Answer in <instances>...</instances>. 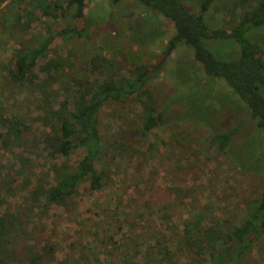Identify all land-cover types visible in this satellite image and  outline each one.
Here are the masks:
<instances>
[{
  "label": "trees",
  "instance_id": "1",
  "mask_svg": "<svg viewBox=\"0 0 264 264\" xmlns=\"http://www.w3.org/2000/svg\"><path fill=\"white\" fill-rule=\"evenodd\" d=\"M85 1L19 0L14 6L0 0V31L6 36H15L7 79L17 88L32 90L31 103L35 111L29 118L0 112V150L9 157L6 171L0 173V205L5 198L13 197L16 189L23 193L24 201L21 213L0 215V264L19 261V256L23 255L35 261L46 249V245L36 249L23 244L21 251H16L12 231L22 230L21 215L25 217L33 208H64L77 195L79 186L88 193L99 192L108 177L107 168L99 164L106 156L105 150L110 148L113 157L123 152H138L134 148L136 141L162 127L166 112L157 106L145 86L178 45L191 50L193 62L199 64L204 76L225 84L264 140V54L258 37L264 25V0H230L229 7L222 3V10L226 12L222 28L209 27L204 20L213 2L222 0H137L146 12L166 19L173 27V34L161 50V59L151 66L131 63L112 70L116 64L100 55L87 56L81 62L85 76L70 75V85L59 81L64 87H72L73 92L69 99L53 106L52 98L58 96V74L64 65L58 58L47 55L54 48V41L87 39ZM119 1L109 0L111 5ZM70 12L75 23H64L55 30L47 27L43 35L31 33L41 18L55 20ZM207 41L233 45V49L237 48L236 57L216 59L205 48ZM103 74H107L104 79L100 78ZM132 100L139 104V126L127 131L125 143L119 139H104L100 109L110 104L122 106ZM177 118L198 125L186 116ZM243 121L245 119L230 126L226 120L220 126L225 129L212 133L209 142L218 154H227L243 171L260 168L258 161L264 167V157L253 155L251 138L247 145L252 157L250 167L243 166L231 154L232 140ZM36 149L43 154L46 163L42 175H37L30 164L29 155ZM75 152H79L78 159L68 164ZM177 194L187 196V192L180 189ZM141 207L133 210L138 214L136 220L128 223L123 218L117 223L116 233L120 236L106 229L97 233L99 226H94V233L102 236L98 242L102 249L93 251L88 241L92 262L85 264H99L101 258L103 262L107 260L103 264H250L248 255L264 234V185L254 198L243 202L244 213L236 224L232 216L216 219L198 210L183 218L178 228L170 216L173 207L165 204L159 206L157 216H146L141 222ZM143 207L150 209L146 204Z\"/></svg>",
  "mask_w": 264,
  "mask_h": 264
},
{
  "label": "rangeland",
  "instance_id": "2",
  "mask_svg": "<svg viewBox=\"0 0 264 264\" xmlns=\"http://www.w3.org/2000/svg\"><path fill=\"white\" fill-rule=\"evenodd\" d=\"M7 2L15 6L19 0H5ZM222 3L229 7L230 0L213 2L204 15L209 27H223L221 21L226 19V12L222 10ZM83 13L87 39L66 43L54 41V48L47 55L58 58L64 65L58 74V96L52 98L53 106L71 96L72 87H64L70 85V75L74 78L85 76L81 62L87 56L100 55L116 64L112 70L131 63L151 66L161 59V50L173 34L169 21L146 12L137 0H120L116 5H111L109 0H86ZM70 14L55 20L41 18L31 33L43 35L47 27L55 30L64 23H72ZM258 37L264 54V25L258 31ZM14 42V35L6 36L0 31V112L29 118L35 115L32 90L17 88L7 79ZM204 46L220 60L233 59L237 54V48L233 49L234 46L226 42L207 41ZM106 75L100 78L104 79ZM59 81L66 84L60 85ZM145 87L157 106L166 112L162 127L136 141L134 148L138 152H123L119 157H113L110 148L105 150L106 156L99 164L107 168L108 177L103 180L99 192L88 193L79 186L77 195L66 207L33 208L25 217L21 215L22 230L12 231L16 251H21L23 244L36 249L46 245V249L39 253L38 260L23 255L19 256L21 260L8 264H85L92 260L88 241L93 245V251L94 248L101 250L98 242L102 236L97 233L106 229L120 236L116 233L117 223L123 218L128 223L136 220L138 214L133 210H138L140 205L141 222L146 216H157L159 206H172L170 216L178 228L183 218L198 210L206 217L216 219L232 216L234 224L242 217L243 202L254 198L264 185L263 163L258 161L260 168L243 171L227 154H218L209 141L212 133L225 129L220 126L226 120L231 126L245 119L232 140L231 154L243 166L250 167L252 157H249L247 145L251 138L254 157H264V140L244 107L237 103L221 80L204 76L199 64L193 62L191 50L183 45H178L170 53ZM138 106L134 100L122 106L104 105L99 111L103 138L125 143L127 131L138 124ZM181 115L195 120L198 125L178 119ZM148 147L150 150L147 151ZM42 155L38 149L29 155L37 175L46 170ZM7 156V152L0 150L2 174L6 171ZM78 157L79 152H75L67 163L73 164ZM177 189L187 192V196L178 195ZM22 196L23 193L16 189L13 197L5 198L0 205V215L21 213L24 206ZM144 204L150 209H144ZM95 225L99 226L97 233H94ZM248 259L250 264H264V234ZM106 262L101 258L99 264Z\"/></svg>",
  "mask_w": 264,
  "mask_h": 264
}]
</instances>
